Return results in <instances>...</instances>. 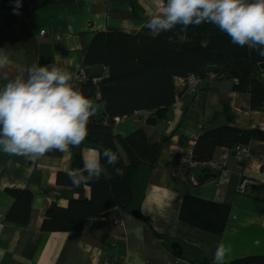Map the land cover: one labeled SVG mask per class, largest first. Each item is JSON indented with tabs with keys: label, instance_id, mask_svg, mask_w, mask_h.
I'll use <instances>...</instances> for the list:
<instances>
[{
	"label": "crops",
	"instance_id": "crops-1",
	"mask_svg": "<svg viewBox=\"0 0 264 264\" xmlns=\"http://www.w3.org/2000/svg\"><path fill=\"white\" fill-rule=\"evenodd\" d=\"M162 9L163 0L33 5L16 20L0 24V48L25 65L37 61L50 65L58 58L75 79L96 34L140 32L148 18ZM97 68L108 77L107 68ZM234 85L230 78L211 74L194 96L177 87L180 95L163 119L152 122V112L117 119L122 138L142 129L152 144L160 145V157L136 191L140 197L136 208L90 219L81 232L46 233L41 227L50 205L68 208L72 199H91L89 187L58 185L57 175L73 172V149L81 151L85 164L100 156L98 146L85 139L61 157L45 155L35 160L0 151V264H172L175 260L214 264L220 242L228 249L225 264L264 256V143L250 145L253 155L244 164L227 148L217 149L209 163L192 161L195 142L212 129L233 126L264 131V112L253 111L251 96L235 92ZM223 161L225 167L216 170ZM243 183L246 190L241 194ZM12 189L33 194L27 225L6 221L15 201L9 193ZM185 197L230 207L224 233L216 235L183 223L180 212ZM117 220L122 224L115 225Z\"/></svg>",
	"mask_w": 264,
	"mask_h": 264
},
{
	"label": "trees",
	"instance_id": "trees-1",
	"mask_svg": "<svg viewBox=\"0 0 264 264\" xmlns=\"http://www.w3.org/2000/svg\"><path fill=\"white\" fill-rule=\"evenodd\" d=\"M75 0H21L19 15L13 14L14 0H0V24L14 21L30 11L33 5H68ZM264 58L249 47L231 43V38L210 23L185 28L177 25L170 31L153 34L147 28L137 33H98L87 51L83 69L107 68L108 77L90 75L80 91L100 106L87 125L86 140L110 148L120 158L117 176L109 166L110 179L74 186L69 173L57 175L58 185L81 190L91 189V199L70 200L68 208L52 204L46 209L41 231L81 232L90 219L108 217L116 209L136 208L140 201L137 189L147 180L157 164L161 147L152 144L139 129L126 138L116 130L117 119H129L140 112H152V122L163 119L179 97L176 82L194 75L204 81L211 74L235 81L234 91L251 96V109L264 112ZM89 74V73H88ZM98 79L97 83L92 80ZM75 82V79H74ZM231 118L230 113H227ZM264 143V131L243 130L223 126L202 134L195 142L192 161L209 163L217 149L236 151L239 146ZM251 154L252 150H251ZM45 155L61 157L52 150ZM103 163V161H101ZM244 164V163H243ZM80 150L73 149L72 171L85 172ZM206 176L201 181L207 179ZM14 204L6 221L27 225L31 215L33 194L27 189L9 190ZM231 208L193 197L183 200L180 220L183 223L222 235L231 216ZM200 264H211L204 261ZM226 264H264V256L250 257Z\"/></svg>",
	"mask_w": 264,
	"mask_h": 264
},
{
	"label": "clouds",
	"instance_id": "clouds-1",
	"mask_svg": "<svg viewBox=\"0 0 264 264\" xmlns=\"http://www.w3.org/2000/svg\"><path fill=\"white\" fill-rule=\"evenodd\" d=\"M21 0H14L13 14L19 15ZM210 23L231 38V43L249 47L264 58V0H163L162 11L151 15L144 27L153 34L177 25L185 28ZM0 151L35 160L56 150L78 147L87 137L90 117L100 106L86 97L73 75L58 58L50 65L14 62L0 48ZM103 161V163L101 162ZM120 158L101 146L100 156L85 163L86 171L68 174L74 186L123 176ZM228 249L218 243L214 264H225Z\"/></svg>",
	"mask_w": 264,
	"mask_h": 264
},
{
	"label": "built area",
	"instance_id": "built-area-1",
	"mask_svg": "<svg viewBox=\"0 0 264 264\" xmlns=\"http://www.w3.org/2000/svg\"><path fill=\"white\" fill-rule=\"evenodd\" d=\"M45 32H41V35H44ZM90 79V74H88L84 69L81 70V72L75 77V83L76 82H88ZM94 83L98 82V79L92 80ZM202 79L197 76H190L187 79H179L176 82V85L178 88H183L187 94L190 96L196 95L199 90L201 89L202 85ZM151 118L155 117L154 113L150 115ZM236 158L240 163H245L250 157H251V148L250 146H239L236 149ZM226 162L223 161L221 164H218L215 166V169L220 171L225 167ZM246 190V184H241L239 188V193L244 194ZM115 225H121V220H117L114 222ZM172 264H187L182 262L181 260H175L172 262Z\"/></svg>",
	"mask_w": 264,
	"mask_h": 264
},
{
	"label": "water",
	"instance_id": "water-1",
	"mask_svg": "<svg viewBox=\"0 0 264 264\" xmlns=\"http://www.w3.org/2000/svg\"><path fill=\"white\" fill-rule=\"evenodd\" d=\"M260 68L264 71V64L261 65ZM88 73L90 75H92V76H97V75H100L101 74V70H100V68L95 67V68H91L90 70H88ZM76 84L78 86H82L84 83H82V82H76ZM233 155L235 156L236 155V152H233ZM176 247H177V249H179V245L176 246Z\"/></svg>",
	"mask_w": 264,
	"mask_h": 264
}]
</instances>
